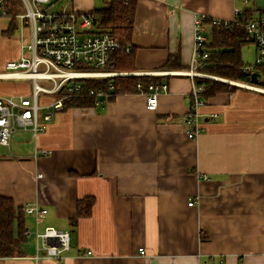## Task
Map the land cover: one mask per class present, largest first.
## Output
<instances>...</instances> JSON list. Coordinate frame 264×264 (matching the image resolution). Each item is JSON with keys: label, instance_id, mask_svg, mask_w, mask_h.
Listing matches in <instances>:
<instances>
[{"label": "crops", "instance_id": "crops-1", "mask_svg": "<svg viewBox=\"0 0 264 264\" xmlns=\"http://www.w3.org/2000/svg\"><path fill=\"white\" fill-rule=\"evenodd\" d=\"M97 2L71 0L69 12H94ZM237 10L264 20V0H137L135 71L122 76L161 77L168 91L157 110L147 109L145 88L61 110L36 137L19 130L0 146V195L47 210L26 214V241L0 264H264V87L242 83L259 89L237 85L206 100L203 131L190 139L193 81L176 74L190 68L196 15L232 22ZM10 24L0 19V32ZM204 34L210 43L212 28ZM173 54L182 68L162 70ZM8 80L0 98L31 93L30 80ZM85 198L92 215L73 226ZM48 227L71 232L60 260L37 252L36 233Z\"/></svg>", "mask_w": 264, "mask_h": 264}, {"label": "built area", "instance_id": "built-area-1", "mask_svg": "<svg viewBox=\"0 0 264 264\" xmlns=\"http://www.w3.org/2000/svg\"><path fill=\"white\" fill-rule=\"evenodd\" d=\"M20 10L10 14L11 0H0V19L15 18L17 26L23 31L28 26L30 38L25 42L21 38L22 54L17 61L6 64V71L0 73V80L25 79L32 82L29 95H18L0 98V146H9L13 135L19 131H30L33 137L44 132L54 115L61 111L65 100L75 96L80 90L82 79L110 78L125 75L122 72L107 70L110 65V53L121 48L120 40L104 32L94 12H50L47 7L52 0H18ZM127 3L129 0H121ZM24 10V12H21ZM240 12L236 11V16ZM232 22L197 14L194 21V47L190 68L176 74L190 77L193 81L190 92V107L184 116L185 133L188 138L196 139L203 131L200 123L199 109L205 105L202 97L203 86L195 83V78H213L224 80L202 71L208 53L205 51L207 27L223 26L228 29ZM10 27V26H9ZM247 34L257 49L256 65L264 64V20L251 18L246 24ZM130 48H128V51ZM243 72H252V68L243 67ZM154 73H151L153 75ZM250 89H259L240 82H230ZM109 89H114L109 84ZM139 91L144 90L142 83ZM146 106L149 111L158 108L159 95L168 91L166 83H151L148 85ZM41 94L51 96L52 102L41 105ZM60 94L58 97H54ZM93 94V91L90 92ZM107 101V95L100 92L95 106ZM216 117V115H212ZM38 154V153H37ZM50 151H42L39 156H49ZM195 201L190 202V206ZM25 213L40 218L47 210L38 205H25ZM30 235V231L26 232ZM37 252L42 251V258L60 260L72 244L70 231H61L53 227L36 233ZM145 249H139L144 255ZM90 254V253H88ZM37 255V259L41 258Z\"/></svg>", "mask_w": 264, "mask_h": 264}, {"label": "trees", "instance_id": "trees-1", "mask_svg": "<svg viewBox=\"0 0 264 264\" xmlns=\"http://www.w3.org/2000/svg\"><path fill=\"white\" fill-rule=\"evenodd\" d=\"M10 14L15 15L20 10L18 0H11ZM137 11V0L123 3L121 0H110L102 7L96 8L94 14L98 17L99 24L104 32L120 40L121 48L110 53V65L107 70L116 72H134L136 50L132 45ZM252 18L246 11L236 16V21L228 29L223 26L212 27V40L205 46L208 58L205 61L203 72L229 81L249 83L264 87V64L256 65L258 82L252 81V72H243L245 67L242 59V49L253 43L246 31V24ZM17 22L12 20L6 34L13 36L17 31ZM128 48L130 50L128 51ZM179 54L170 55L168 61L161 67L162 70L181 69ZM261 77L263 79L261 80ZM157 76H116L110 78L82 79V86L77 94L64 102L62 110L70 108L95 107V101L100 92L107 95V100L126 93H138V84L145 88L151 83L161 79ZM195 83L204 87L202 97L205 100L221 92H232L237 86L219 79L195 78ZM109 84L114 89L110 91ZM93 91L91 95L90 92ZM56 94L54 97H58ZM191 101V100H190ZM93 198L78 201L77 217L71 223L76 226L79 219L92 215L94 206ZM26 213L25 206L17 207L10 197L0 195V257H11L14 254L15 243L26 241Z\"/></svg>", "mask_w": 264, "mask_h": 264}, {"label": "rangeland", "instance_id": "rangeland-1", "mask_svg": "<svg viewBox=\"0 0 264 264\" xmlns=\"http://www.w3.org/2000/svg\"><path fill=\"white\" fill-rule=\"evenodd\" d=\"M108 1L110 0H98L96 4L97 8L102 7ZM71 6H72L71 0H52L49 6L47 7V9L50 12L61 13L63 11L69 12V9L71 8ZM21 12H24V10H21ZM24 36L26 40L27 39L31 40L30 30L27 33H25V32H22L20 28H18L15 34L11 37L0 32V72H5L7 70L6 64L8 62L19 60V59L13 58L15 54L14 52H15L16 45L18 46L20 45V42H19L20 38ZM7 39L8 40L11 39L13 43H10L12 41L4 43ZM254 53H255V46L253 44L247 45L242 49V59H243L244 65L245 67L252 68L253 73L256 71V57H257V55L255 56ZM8 81L10 80L8 79L0 80V84H3ZM29 82L32 84L31 81ZM232 82H235V81H232ZM40 100H41L40 101L41 105H43V104L51 103L53 98L51 96L41 94Z\"/></svg>", "mask_w": 264, "mask_h": 264}, {"label": "water", "instance_id": "water-1", "mask_svg": "<svg viewBox=\"0 0 264 264\" xmlns=\"http://www.w3.org/2000/svg\"><path fill=\"white\" fill-rule=\"evenodd\" d=\"M252 81L254 83L258 82V73H256V72L252 73Z\"/></svg>", "mask_w": 264, "mask_h": 264}]
</instances>
